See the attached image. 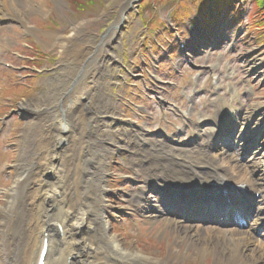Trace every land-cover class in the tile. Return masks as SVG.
Instances as JSON below:
<instances>
[{"label": "bare ground", "instance_id": "6f19581e", "mask_svg": "<svg viewBox=\"0 0 264 264\" xmlns=\"http://www.w3.org/2000/svg\"><path fill=\"white\" fill-rule=\"evenodd\" d=\"M19 1L24 0H0V22H23L20 17L23 14L15 9ZM25 2L35 9L43 7L36 0ZM119 22L108 27L99 40L83 43L84 51L68 36L56 34L58 40H62L60 44L51 38L52 46H57L65 55V62L76 64L60 68L63 75L51 91L28 104L32 111L26 124L29 132L24 136L17 174L2 210L0 241L6 245L4 263L38 264L44 251V264H180L192 253L202 258L211 254L214 261L222 260V264H264V178H256L254 174V170L264 173V140L260 143L261 155L257 156L260 152L255 151L252 156V160L258 161L253 170L239 164L238 158L233 156L238 148L243 153L245 147H252L259 137H264V102L251 104L240 121H233V116L227 112L228 103L222 100L213 118L214 121L217 114L221 115L222 124L216 128L222 136L218 139L212 135L213 131L208 132L204 145L208 144V139L212 140L211 144L206 149L200 146L194 152L179 147L163 150L162 142L157 140L162 138L160 133L151 137L139 128L130 129L128 124L122 132L111 134L110 108L107 103L98 105L106 69L101 63L104 56L97 55H113L106 45L110 44ZM93 65L91 73H86ZM252 69L250 71H255L257 76L264 73L258 66ZM78 84H81L79 89ZM96 115H100L99 123L94 119ZM207 118L210 117L200 115L195 124ZM197 125L192 127L195 133ZM139 135L140 141L136 138ZM220 140L225 141L223 146L229 149L222 146L212 152L213 145ZM115 146L129 152L130 168L145 177L144 186L132 187L129 193L132 206L149 223L163 217L166 228L174 232L175 253L186 240L179 262L167 258L152 261L135 246H127L109 233L106 218L111 206L103 199L106 195L103 183L108 158ZM152 175L161 182L184 185L194 194L200 188L203 196L209 195L206 191L220 190L224 182L233 188L216 206L195 204L194 207L191 198H187L180 200L181 204L170 199L169 207L165 208L163 200L154 202L150 198L149 177ZM238 185L251 190L250 205L242 204L235 196ZM174 195L179 196L178 191ZM187 195L193 196L191 192ZM178 208L179 212H175ZM245 209L252 215L247 227L233 223L232 220L243 218ZM215 214L223 215L197 227L192 222L182 224L195 220L196 216L212 215V218ZM192 244L191 253L188 248Z\"/></svg>", "mask_w": 264, "mask_h": 264}, {"label": "rangeland", "instance_id": "374dc122", "mask_svg": "<svg viewBox=\"0 0 264 264\" xmlns=\"http://www.w3.org/2000/svg\"><path fill=\"white\" fill-rule=\"evenodd\" d=\"M36 1L43 7H29L25 0L16 4V11L23 14L20 15L23 22H0V236L2 210L8 201V190L17 174L16 166L24 147V136L29 132L26 124L27 119H31L32 111L28 104L51 91L55 82L63 75L60 68L76 64L65 62V55L60 53L57 46H52V37L59 41H56L58 44L62 42L56 34L68 36L78 49L82 48L84 51L86 45L83 43L99 40L108 27L120 20L114 36L110 38V44L106 45L113 55H97L104 56L101 63L106 69L98 105L107 103L110 108L111 134L122 132L127 124L132 130L141 129L142 133H147L146 130L150 129L155 131L154 134H158L160 129H167L173 140L168 142L166 139L165 146L170 142L175 145L184 138L189 139L187 132L177 133L178 128L186 130L185 123L189 116L184 117L183 112L189 111L191 119L197 121L200 113L214 114L218 104L224 99L232 108L229 109V114L233 116L231 120L233 118L234 121H240L251 104L264 102V73L258 77L257 74H251V78L249 77V66H258L260 72L264 70V23L259 27L249 28L251 17L261 22L264 21V14L261 10L258 13L251 0H246L243 13L239 11L237 1L234 0L235 4L231 3L227 8L235 10V13L224 16L222 22L219 19L207 24H204L203 20L209 13V6H205L202 12H196L197 0L178 3L181 6L177 4L175 7L169 0H160L156 6L151 5L149 0L147 5L140 8L139 14L129 11L125 15L123 11L121 13V9L128 0H93L89 9L78 7L72 0ZM225 7L215 10L219 15H223L226 13ZM169 11L172 12V18L174 13L179 11L183 14L181 18H171V21L177 28L182 42L187 45L184 52L180 51L167 32L166 19L169 17ZM151 18L156 23L151 25L150 21L149 27H146ZM83 23V27L75 28ZM215 29L219 34L218 39L215 38ZM153 38H159L165 53L152 46ZM109 62H113L111 66L107 65ZM6 63L11 67H5ZM94 66L86 73H91L90 70ZM136 72H141V76L133 77ZM213 73L218 74L216 79L211 78ZM154 75L172 82L173 85L169 84L165 90L156 89L151 84V76ZM217 80L224 86L233 84L235 92L229 90L226 94V89L213 90ZM144 81L148 91L144 89ZM196 83L198 84L195 85ZM249 84L254 85L255 94L246 93ZM80 87L81 84H78L77 88ZM210 90L217 92L214 94L216 96H211ZM155 97L162 98L163 103H158ZM208 99H215V102H209ZM128 101L132 104L127 103ZM23 104L26 106H21ZM173 113H179V126L175 125L169 129L165 127L164 117L173 122L176 115ZM94 119L99 123L100 115L94 116ZM209 126V123L202 124L200 134L209 131ZM101 132L103 133V130ZM147 134L153 136V133ZM193 140L195 142L188 146L197 147L201 142V138ZM263 140L264 137H259L254 147V150L260 152L257 156L261 155L260 143ZM111 151L103 183L106 191L103 199L111 206L106 218L107 224H110L109 233H113L123 244L135 246V249L152 261L167 258L179 262L178 257L184 252L186 240L179 245V252L175 253L174 232L166 228L163 217L149 223L130 205L128 195L132 192V187L139 186L143 179L140 180V174L130 168L129 152L116 146ZM235 157L239 158V164L252 167V170L257 166L258 161L250 157L242 158L236 154ZM8 164L13 166L12 170L8 169ZM254 174L256 178H264L262 172L254 170ZM150 195L151 199L156 201L154 194ZM193 225L197 227L200 223L195 222ZM193 248L192 244L188 248L189 252L192 253ZM5 251L6 245L0 241V264H5ZM180 262L222 264L223 261H214L211 254L202 258L192 253Z\"/></svg>", "mask_w": 264, "mask_h": 264}, {"label": "trees", "instance_id": "16d2710c", "mask_svg": "<svg viewBox=\"0 0 264 264\" xmlns=\"http://www.w3.org/2000/svg\"><path fill=\"white\" fill-rule=\"evenodd\" d=\"M72 3L76 4L80 8L84 7L85 9H89L91 7V4L93 3V0H72ZM253 4L255 5V7L258 8L261 7L264 9V0H253ZM255 25H260V24L254 22V26Z\"/></svg>", "mask_w": 264, "mask_h": 264}]
</instances>
